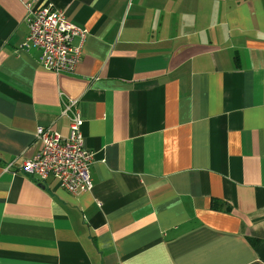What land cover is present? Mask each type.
Instances as JSON below:
<instances>
[{
  "label": "crops",
  "instance_id": "0c3cea01",
  "mask_svg": "<svg viewBox=\"0 0 264 264\" xmlns=\"http://www.w3.org/2000/svg\"><path fill=\"white\" fill-rule=\"evenodd\" d=\"M37 1L87 34L45 70L0 0V264H264V0ZM67 98L90 191L21 171Z\"/></svg>",
  "mask_w": 264,
  "mask_h": 264
},
{
  "label": "built area",
  "instance_id": "2783aa9c",
  "mask_svg": "<svg viewBox=\"0 0 264 264\" xmlns=\"http://www.w3.org/2000/svg\"><path fill=\"white\" fill-rule=\"evenodd\" d=\"M26 23L28 32L21 47L38 50V63L45 70L56 74L74 72L87 30L75 26L63 10L37 0L26 4ZM76 37L79 41L74 44ZM61 113L69 118L68 135L63 136L49 126H37L34 136L40 148L23 161L21 171L41 180L53 177L71 193L90 191L93 183L89 168L93 153L84 146L78 98L62 100Z\"/></svg>",
  "mask_w": 264,
  "mask_h": 264
},
{
  "label": "trees",
  "instance_id": "16d2710c",
  "mask_svg": "<svg viewBox=\"0 0 264 264\" xmlns=\"http://www.w3.org/2000/svg\"><path fill=\"white\" fill-rule=\"evenodd\" d=\"M215 207V206H214ZM218 207V206H217ZM217 207H215V208H217Z\"/></svg>",
  "mask_w": 264,
  "mask_h": 264
}]
</instances>
